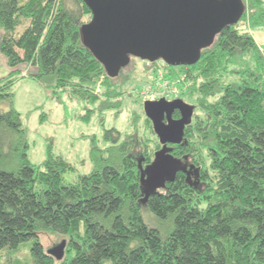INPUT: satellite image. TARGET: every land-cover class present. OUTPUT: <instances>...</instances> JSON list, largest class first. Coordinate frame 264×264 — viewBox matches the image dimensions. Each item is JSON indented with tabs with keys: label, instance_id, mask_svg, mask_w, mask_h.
Instances as JSON below:
<instances>
[{
	"label": "trees",
	"instance_id": "16d2710c",
	"mask_svg": "<svg viewBox=\"0 0 264 264\" xmlns=\"http://www.w3.org/2000/svg\"><path fill=\"white\" fill-rule=\"evenodd\" d=\"M244 1L240 20L264 25V0ZM91 17L84 0H0V52L11 68L0 77V264H22L16 252L27 241L33 264H264V43L240 22L197 62L144 70H161L195 105L184 141L172 144L197 169L192 177L180 170L143 201L139 161L161 147L144 109L129 132L105 128L104 146L91 139L87 173L67 179L76 166L50 148L39 164L28 158L10 89L22 65L86 100L87 121L97 109L123 110L137 57L109 75L81 40ZM63 239L57 259L47 248Z\"/></svg>",
	"mask_w": 264,
	"mask_h": 264
},
{
	"label": "water",
	"instance_id": "95a60500",
	"mask_svg": "<svg viewBox=\"0 0 264 264\" xmlns=\"http://www.w3.org/2000/svg\"><path fill=\"white\" fill-rule=\"evenodd\" d=\"M92 17L80 26L81 40L116 76L132 57L170 65L197 62L226 25L236 24L246 10L244 0H84ZM161 147L146 165L139 161L141 184L150 193L173 181L180 170L194 168L172 153L170 145L184 141L185 126L192 121L195 105L181 97H159L143 102ZM178 110L179 117L173 113ZM190 167V168H189ZM197 170V169H196ZM66 239L47 252L57 259L65 253Z\"/></svg>",
	"mask_w": 264,
	"mask_h": 264
},
{
	"label": "rangeland",
	"instance_id": "374dc122",
	"mask_svg": "<svg viewBox=\"0 0 264 264\" xmlns=\"http://www.w3.org/2000/svg\"><path fill=\"white\" fill-rule=\"evenodd\" d=\"M238 22L244 28V22L241 20ZM23 28L20 26L19 31L21 32ZM252 30L255 39L264 43V31ZM157 62L165 65L163 60ZM22 66L21 73L16 74L17 79L10 89L13 92L14 107L21 113L27 131L28 158L34 164H39L47 157L50 148L54 154L62 155L76 166L74 172L66 173L67 179L75 178L92 169L90 147L93 137L104 146L107 143L103 137L105 128H116L122 134L129 132L132 128L133 111L142 114L144 109V100L137 89L147 81L148 76L145 75L144 70L151 66L148 60L135 58L133 68L129 67L128 70H131L129 75L133 78L123 87L127 92L124 96L123 110L117 113L116 109L108 108L102 111L97 109L89 121L81 117L86 111V100L73 93L71 89L56 87L55 82L47 78L25 75L27 70L24 65ZM10 70L6 57L0 52V77L6 76ZM185 101L191 103L187 99ZM188 163L191 164L189 161ZM48 245L46 243V246ZM30 246L31 241H27L21 244L16 252V257L22 261V264H33Z\"/></svg>",
	"mask_w": 264,
	"mask_h": 264
},
{
	"label": "built area",
	"instance_id": "2783aa9c",
	"mask_svg": "<svg viewBox=\"0 0 264 264\" xmlns=\"http://www.w3.org/2000/svg\"><path fill=\"white\" fill-rule=\"evenodd\" d=\"M243 22L244 28H246L251 34H254V30L252 29L264 31V25L253 28L250 25L249 20H243ZM180 90L181 87L177 83L164 78L162 71L159 70L157 73L149 75L146 83L142 87L138 88L137 92L143 100L157 99L160 96H165L170 99L178 97Z\"/></svg>",
	"mask_w": 264,
	"mask_h": 264
},
{
	"label": "flooded vegetation",
	"instance_id": "af4514ba",
	"mask_svg": "<svg viewBox=\"0 0 264 264\" xmlns=\"http://www.w3.org/2000/svg\"><path fill=\"white\" fill-rule=\"evenodd\" d=\"M175 112H177V111H175ZM170 145L172 146V144L170 143ZM173 147V146H172ZM190 168V167H189ZM196 172V168L194 167L192 170H191V172L189 173V175H191V177H192V174L193 173H195Z\"/></svg>",
	"mask_w": 264,
	"mask_h": 264
}]
</instances>
